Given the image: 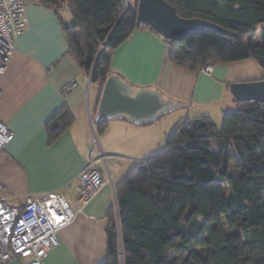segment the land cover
Instances as JSON below:
<instances>
[{
	"label": "trees",
	"instance_id": "trees-1",
	"mask_svg": "<svg viewBox=\"0 0 264 264\" xmlns=\"http://www.w3.org/2000/svg\"><path fill=\"white\" fill-rule=\"evenodd\" d=\"M167 1L181 16L210 20L228 33L206 28L167 40L138 23L139 0L41 3L71 12L62 21L69 52L102 87L115 49L138 28L162 37L169 60L188 70L247 58L264 69V0ZM259 29L263 40L255 43ZM236 102L221 127L208 115L186 118L163 151L116 183L107 254L98 264H264V102ZM72 122L67 107L57 111L46 123L49 140Z\"/></svg>",
	"mask_w": 264,
	"mask_h": 264
},
{
	"label": "crops",
	"instance_id": "crops-1",
	"mask_svg": "<svg viewBox=\"0 0 264 264\" xmlns=\"http://www.w3.org/2000/svg\"><path fill=\"white\" fill-rule=\"evenodd\" d=\"M24 2L28 23L15 39V50L0 80V119L14 133L0 152V194L11 196L7 202L17 206L27 193L61 190L64 185L76 193L77 177L94 146L92 127L99 133L96 137L103 152L122 156L119 160L123 164L119 161L116 166L118 169L121 165V170L125 167V171H119L121 180L128 168L151 156L152 148L165 141L170 129L162 132L158 121L174 112L147 125L107 120L100 130L94 117L103 87L84 73L69 52L62 21H70L71 12L64 16L62 9L46 6L41 0ZM169 51V44L162 37L138 28L115 49L112 70L135 86L158 88L166 97L187 104L188 109L211 103L237 105L230 83L264 77L237 79L231 63L213 62L211 73L200 68L188 70L171 62ZM71 82H76V87L65 93ZM63 107L71 111L73 122L50 141L46 123ZM195 112V116L205 115L202 108ZM187 117L194 115L189 111ZM113 207L117 208L114 180L106 182L75 219L59 231V244L43 264L101 262L107 254L106 226ZM5 264L21 263L12 259Z\"/></svg>",
	"mask_w": 264,
	"mask_h": 264
},
{
	"label": "built area",
	"instance_id": "built-area-1",
	"mask_svg": "<svg viewBox=\"0 0 264 264\" xmlns=\"http://www.w3.org/2000/svg\"><path fill=\"white\" fill-rule=\"evenodd\" d=\"M27 23L24 0H0V80L15 50V39L25 31ZM200 69L211 73L213 63ZM76 85V82L68 84L65 93ZM13 137V131L0 119V152ZM91 137L94 146L89 151L88 163L77 177L75 194L64 185L61 190L27 193L19 206L7 202L11 196L0 194V264L12 259H18L21 264H43L59 244V231L75 219L106 182H113V170L122 156L103 152L93 127ZM109 159L114 162L110 163ZM99 162H104L105 169Z\"/></svg>",
	"mask_w": 264,
	"mask_h": 264
},
{
	"label": "water",
	"instance_id": "water-1",
	"mask_svg": "<svg viewBox=\"0 0 264 264\" xmlns=\"http://www.w3.org/2000/svg\"><path fill=\"white\" fill-rule=\"evenodd\" d=\"M138 23L151 26L167 40L206 28L228 33L227 29L210 20L181 16L176 6L167 0H139ZM229 87L237 101L264 102V79L234 81ZM186 106L166 97L158 88L135 86L118 73L110 72L103 85L94 123L99 125L103 121L117 119L147 125Z\"/></svg>",
	"mask_w": 264,
	"mask_h": 264
},
{
	"label": "rangeland",
	"instance_id": "rangeland-1",
	"mask_svg": "<svg viewBox=\"0 0 264 264\" xmlns=\"http://www.w3.org/2000/svg\"><path fill=\"white\" fill-rule=\"evenodd\" d=\"M68 12H69V10L67 8H63L62 9V13H63L64 16ZM262 40H263L262 29H259L257 31V33H256V36H255V43H259ZM230 63L232 64V66L234 68L233 69V77L235 76L237 79L241 78V79L245 80V79H249V77H262V76H264L263 67H261L259 65V63L253 58H247V59H243V60L233 61V62H230ZM93 89H95V85L93 86ZM235 107H236V103L235 104L234 103H231V104L223 103L222 106H220L217 103H211L209 106L194 107V108H189V109H188V107H184V108H181V109H178V110L174 111L170 115H168V116L164 117L163 119L159 120L158 121L159 122L158 125L160 126L162 132H163V130L167 129V127H168L170 129L169 132H168V134H169L182 121H184L186 118H188L187 117V112L191 111L193 113V115L195 116V115H197L195 111H197L198 109L202 108L203 111H204L202 113L205 114V115L210 116L213 119V121H214V123H215V125L217 127H221L222 123H223V112H221L222 111L221 109H223L225 111H228V110H231V109H233ZM196 108H198V109L196 110ZM169 122H172V123L170 124ZM95 132H96V130H95ZM96 135L98 137L99 133L96 132ZM166 138H165V141L162 142V144L160 146H156V147L152 148L154 150H152V152H150V153L154 154V153L163 151L165 149V147H166ZM91 146H92V144H91ZM152 154H150V155H152ZM112 161H113L112 159H109L110 163H112ZM119 161H118V163H119ZM121 162L122 161H120V164H121ZM122 164H123V162H122ZM99 165H101L105 169L104 162H99ZM135 165L136 164H133V166L131 168H128V170H126V172H124L126 174H123V175H127L133 169V167ZM124 168L121 170V165H119L118 169H116V167L114 168V170H113V180L116 183H118L119 180H120L119 171H125Z\"/></svg>",
	"mask_w": 264,
	"mask_h": 264
}]
</instances>
